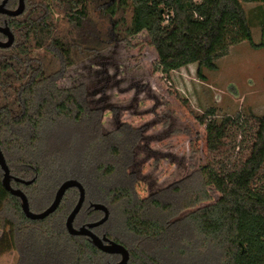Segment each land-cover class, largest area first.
Returning <instances> with one entry per match:
<instances>
[{"label":"trees","instance_id":"16d2710c","mask_svg":"<svg viewBox=\"0 0 264 264\" xmlns=\"http://www.w3.org/2000/svg\"><path fill=\"white\" fill-rule=\"evenodd\" d=\"M244 3L258 5L249 14ZM27 4L23 20H9L14 44L0 48V147L13 175L35 178L32 184L12 180L14 187L26 192L32 208L49 192L51 202L63 181L59 177L57 182L54 175L63 171L67 158L60 167L51 159L56 152L65 156L60 153L65 149L60 139L63 126L100 127L101 110L98 114L91 108L85 87L59 83L79 56L98 55L107 48L111 35L124 32L125 37H132L146 32L163 72L197 63L199 75L205 77L203 69H218V60L233 45L248 41L254 48H264V41L256 43L253 35L255 25L261 26L264 35V0H27ZM55 9L61 14H55ZM100 9L101 25L106 17L113 19L101 28L105 36L99 35L96 15ZM229 119L204 121L212 151L221 152ZM123 132L129 142L119 139ZM136 133L131 127L109 138L99 131V145L106 139L116 162L101 164L88 155L84 166L98 171L91 177L103 182V193L92 190L96 197L90 196L88 183L77 175L84 155L73 156L75 166L70 170L86 186L89 199L108 205L110 216L101 230L129 248L128 264H264V191L254 187L264 167V115L258 117L251 151L244 161L221 160L201 167V181L221 193L207 205H200L211 197L207 189L190 197H181L185 186L179 192L138 195L131 182L136 177L127 173L134 162L130 141H135ZM118 140L121 147L116 145ZM78 197V189L70 188L54 213L30 219L20 198L3 186L0 174V256L15 249L19 264H107L111 255L89 237L67 230L66 218ZM187 209L188 214L178 217ZM94 218L93 211L82 210L76 221ZM111 221H115L113 230L108 228Z\"/></svg>","mask_w":264,"mask_h":264},{"label":"rangeland","instance_id":"374dc122","mask_svg":"<svg viewBox=\"0 0 264 264\" xmlns=\"http://www.w3.org/2000/svg\"><path fill=\"white\" fill-rule=\"evenodd\" d=\"M257 5L244 3L249 14ZM55 14H61L59 9H55ZM99 14L103 15L101 9L96 15L101 32V28L113 19L108 16L105 24L101 25ZM105 34L103 31L99 35ZM253 35L256 43L264 41L260 25L253 27ZM111 39L107 48L99 51V58L79 56L80 59L66 70L59 81L66 87L84 83L89 105L98 114L101 110V122L98 129L93 125L92 130L86 125L76 127L67 123L63 126L60 139L65 149L60 153L65 156L59 157L56 152L52 153L51 159L55 158V167H60L63 158L67 161L63 171L54 175L55 180L74 177L76 173H70L75 166L73 156L84 155L77 175L80 174L82 180L88 183L89 191L103 193V182L91 177V173L99 172L84 166L87 157L93 155L101 164L115 163L109 142L105 139L102 141L104 145H99V131L113 138L116 132L132 127L137 130L135 141H130L134 146V162L127 173L136 177L131 182H134L141 198L157 189L179 192L177 189L185 186L180 192H183L181 197H190L207 189L211 197L200 205L217 201L221 193L215 186L201 181V167L215 165L221 160L238 164L249 156L258 117L264 115V48H254L248 41L233 45L229 54L218 60V69L204 68L205 77H202L197 63L169 74L163 72L162 67L157 66V52L146 32L132 37H125L122 32L117 37L112 38L111 35ZM226 118L230 119L221 152L212 151L208 147L204 121L215 119L221 123ZM121 138L129 142L126 132L121 133ZM119 144H122L121 141H116L117 147ZM0 174L3 176L1 169ZM123 181L125 178L122 177ZM254 187L264 191V167ZM49 193L39 199L35 203L37 205L31 207L32 210L41 211L51 200L52 193ZM189 211H183L178 217ZM114 224L115 221H111L108 228L115 229ZM2 234L0 230V238ZM19 261L20 254L15 249L0 256V264H19ZM211 264L218 263L212 261Z\"/></svg>","mask_w":264,"mask_h":264},{"label":"water","instance_id":"95a60500","mask_svg":"<svg viewBox=\"0 0 264 264\" xmlns=\"http://www.w3.org/2000/svg\"><path fill=\"white\" fill-rule=\"evenodd\" d=\"M23 8H24V0H20V5L17 10L10 11L8 9L3 8V5H0V12H7L9 14L17 15L20 12H22ZM0 30L5 32L9 38L7 42L0 41V47L10 46L14 41L13 33L9 30V28L0 27ZM0 166L3 170V176H2L3 186L8 191H10L13 195L20 198L21 207L25 215L30 219H43L49 216L50 214L54 213L61 205L66 192L70 188H74V187L77 188L79 191L78 200L75 206L73 207V209L68 214L66 218V222H65L68 232L73 235H86L90 238V240L93 242L95 246H97L104 252L110 253V254H120L121 255V259L119 261L110 262L107 264H128L129 263L131 253L128 247H126L124 244L114 239L109 238L108 236L101 237L93 231L94 227L104 224L109 219L110 210L107 204L102 203V202L92 203V206L104 212L103 217L97 221L90 222L80 227L75 226L74 224L75 218L77 217L78 213L82 209L83 204L86 199V188L79 179L71 177V178H66L65 180H63L58 186L55 192V195L52 201L50 202V204L42 211L36 212L31 209L30 201H29V198L26 192L23 189L19 187H14L12 185V180L18 181L23 184H32L35 178L28 180V179H24V178L13 175L8 165L6 156L3 150L1 149V147H0Z\"/></svg>","mask_w":264,"mask_h":264},{"label":"flooded vegetation","instance_id":"af4514ba","mask_svg":"<svg viewBox=\"0 0 264 264\" xmlns=\"http://www.w3.org/2000/svg\"><path fill=\"white\" fill-rule=\"evenodd\" d=\"M0 5H3V8L5 9H8L10 11H15L19 8V5H20V0H0ZM29 9V5L27 4V0H24V8L22 10V12H20L19 14L15 15V14H9L7 12H0V27L2 28H9V30L13 33L14 35V41L13 43L8 46V47H11L14 42H15V32L13 31V29L11 28L10 24H9V20L12 19V18H20L19 20H23L24 18H22L21 16H23V14ZM8 35L3 32L2 30H0V41L2 42H7L8 41ZM8 47H0V48H8ZM94 56V55H93ZM94 57H98L99 58V53L98 55H95ZM62 78H60L59 81H61ZM60 86H62L60 84ZM85 87V94L87 93V86L84 84V83H79V84H74V85H71V86H67L68 88H72V87ZM62 87H66V86H62ZM12 173V172H11ZM85 186V185H84ZM86 188V186H85ZM162 189H157V190H154L153 193H158L159 191H161ZM153 193H150L153 194ZM149 195V196H150ZM147 196V197H149ZM146 198V197H145ZM94 202H97V201H93L91 199H89L88 197V194H87V189H86V199H85V202L83 204V207L80 211H85V212H94L96 218H94V220H91V221H87V220H84L82 222H78L76 221V218H75V221H74V224L76 227H80L82 225H86L90 222H94V221H97L99 220L100 218L103 217L104 215V212L102 210H99V209H96L94 206H92V203ZM79 214V213H78ZM85 214V213H84ZM102 216V217H101ZM83 217H85V219H87V215H83ZM103 225V224H102ZM102 225L100 226H96L93 228V231L98 234L99 236L103 237V236H108L107 233L103 230H101V227ZM81 236H86V235H81ZM88 237V236H86ZM109 238H111L110 236H108ZM90 239V238H89ZM112 239V238H111ZM103 251V250H102ZM104 252V251H103ZM109 255H111L110 259L108 260V263L110 262H117L121 259V255L120 254H110L108 253ZM131 257V255H130ZM130 261V259H129Z\"/></svg>","mask_w":264,"mask_h":264}]
</instances>
